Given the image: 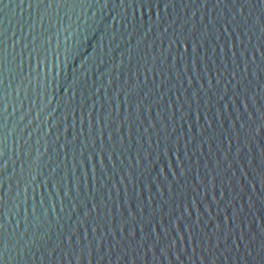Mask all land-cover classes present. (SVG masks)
I'll list each match as a JSON object with an SVG mask.
<instances>
[{
  "label": "water",
  "instance_id": "water-1",
  "mask_svg": "<svg viewBox=\"0 0 264 264\" xmlns=\"http://www.w3.org/2000/svg\"><path fill=\"white\" fill-rule=\"evenodd\" d=\"M0 264H264V0H0Z\"/></svg>",
  "mask_w": 264,
  "mask_h": 264
}]
</instances>
